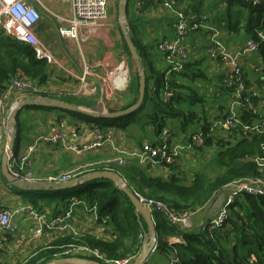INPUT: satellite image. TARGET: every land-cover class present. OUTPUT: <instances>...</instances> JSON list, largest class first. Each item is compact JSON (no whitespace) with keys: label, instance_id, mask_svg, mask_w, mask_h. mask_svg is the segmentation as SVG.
Masks as SVG:
<instances>
[{"label":"crops","instance_id":"0c3cea01","mask_svg":"<svg viewBox=\"0 0 264 264\" xmlns=\"http://www.w3.org/2000/svg\"><path fill=\"white\" fill-rule=\"evenodd\" d=\"M43 2L48 13L54 18V21L51 24L48 19L44 18L36 29L37 36L45 44L50 45L59 61L71 69L74 74V76L68 74L57 65L50 66L46 88L52 91H75L79 85L76 75L82 74L84 62L95 64L92 79L100 87L103 84L102 78L107 71L117 69L118 66L129 60V58H123L121 53L124 52L122 39L125 38L123 25L119 23V20L121 21L119 17L121 0H109L108 26L100 30L98 34L94 35L81 46L75 40L73 41L59 35L58 28L55 25L56 23L60 25L56 15L67 19L72 17V8L69 0H43ZM178 2L179 7L186 13L191 12L192 9V11L198 10V12L208 14L209 16L207 25L209 28L205 31H191L186 39L190 61L189 64H185L186 66L183 70L179 72L170 70L164 59V55L156 50V41L161 42L162 40H170L174 37V23L176 21H174L173 15L163 9L155 0H145V12L139 19L135 16L134 6L130 0L131 6L128 9V19L132 23L130 32L132 31L137 43L146 47L155 67L162 72H167L168 81L175 80L181 85H191L196 91V96L204 98L205 101H207V96L201 95V90L210 87L214 91L210 95L208 104L204 101V104H202L200 100H195L192 103V100L185 96L186 100L181 102L180 106L182 109L187 106L190 108L199 107L200 109L202 105H206L208 116L213 118L219 115L222 110H227L232 103V96H228L227 92L224 91L223 94L215 93L224 83V77L228 73V67L230 66L229 60L221 59L220 61H215L209 59L208 48L210 41L207 40V34L208 32L217 34L219 39L222 40L226 52L230 55L240 52L247 41L251 40V35L246 31V22L244 20L250 5L247 0H244L242 4L232 5L224 0H178ZM236 15H238V21L235 19ZM238 58L247 79V87L260 90L262 96H264V81L261 82L259 80V74L262 71L261 58L256 53L241 54ZM209 66H214V69L210 70ZM185 74L192 78L189 80V83H187ZM185 93L186 91H184V95ZM65 98L76 97L66 96ZM26 100L28 98L25 96L21 97L20 95L12 94L8 100V107L23 103ZM107 102L110 103L108 110H106L107 112H114L123 106V102H119L118 107L113 106L108 100ZM99 106L100 100L97 101L94 110H98ZM196 108L192 110L198 112L199 109L196 110ZM262 115L264 116V111ZM17 117L15 130L19 131L20 141L16 156L20 157L27 153L30 147L34 146V151L31 154V159L33 160L31 174L35 181H31L32 183L40 181L54 182L55 179H58L63 174H70L78 178V176L100 170L99 168L106 167L108 163L112 164L114 172H118L117 169L120 170L129 166L139 165L143 171L152 177L163 176L164 178H169L172 174L168 168H164L153 162L149 164L141 163V159L137 155L116 154L110 145L87 154H75L66 149L65 144H84L91 141L93 128L97 125L91 126L82 120L75 119L64 113L43 110L35 111L27 109L26 106L20 110ZM172 121L175 122L174 120ZM196 122L197 120L191 124L188 132L183 133L176 129L174 133L178 137L191 133L196 128ZM18 128L20 129L18 130ZM152 129V126L148 125L145 131H142L134 125L131 129L129 127L127 131L116 127L102 130H109L108 133L111 134L115 140V144L120 148L128 152L140 151L141 153L147 145L153 143L155 140ZM57 130H62L65 133V144L54 145L40 140V137L51 135ZM73 131L77 135L75 138L71 135ZM4 133L5 146L0 155V206H5L14 211L21 208V206L28 205L38 212L46 214L48 217L56 215L63 207V204H59V199L56 201H46L45 197L40 196L43 195L41 193L42 190H19L4 177L2 173V157L6 146L10 142L8 129H5ZM188 154L185 153L179 158L177 168H175V171L186 178V184L190 183L189 177L193 178V171H196L194 168L189 169L185 167V162L190 159ZM120 157L125 161L123 166L115 162ZM81 190V184H78L72 189L71 193L73 194L75 191ZM228 197V192H219L207 206L195 211L193 230L198 232L200 226L217 218ZM57 207H59L58 211H56ZM73 216H75V220L72 225L75 233H78V237L71 234L49 231L41 234V237H37L33 233L35 228L34 219L29 214L21 213L13 215V223L17 228V235H12L0 229V264H25L31 258L36 257L42 250L50 249L52 244L60 241V239H67L69 237H71L72 241H78L79 238L84 236L100 237L107 241L116 239L112 228L101 225L99 222L96 224L95 215L89 213V209L85 204L76 203L73 208ZM163 241L173 245L180 242V237L178 235L165 236ZM73 243L69 242L68 245L61 246V249L65 248V251L71 250L73 246H76ZM169 258V255L159 250L153 253L145 264H168Z\"/></svg>","mask_w":264,"mask_h":264},{"label":"trees","instance_id":"16d2710c","mask_svg":"<svg viewBox=\"0 0 264 264\" xmlns=\"http://www.w3.org/2000/svg\"><path fill=\"white\" fill-rule=\"evenodd\" d=\"M224 1H227L230 5L244 2V0ZM128 4L131 6L130 0ZM249 5V11L244 18L246 22L245 28L251 35V39L258 43L256 54H258L262 62L259 80L263 82L261 78L264 77V40L260 38L259 34H264V4L259 6ZM237 16H235L236 20ZM141 17L136 18L139 19ZM128 24L127 32L131 41L136 44L144 62L147 80L145 100L134 114L123 118L104 119L89 117L79 112L74 113L43 106L27 105L26 108L35 111L43 110L64 113L91 126L97 125L102 129L116 127L127 131L129 127L136 125V127L145 131L149 125L153 128L154 137H157L163 129L168 128L175 138H179L174 133V130L178 129L185 133L191 127V124L197 120L196 128L191 133L183 134L185 139L199 129L207 133L212 124L211 121L215 117L211 118L208 116V113L204 110V105L201 106V109L205 112H200L198 116L197 112L192 109V112H189L185 108H180L181 102L186 100L185 96L190 98L192 103L195 100H200V103L204 104V98L197 97L196 91L191 85H181L175 80L168 81L167 72L158 70L150 59L146 47L136 42L132 31L130 32L132 23H130L129 19ZM122 42L126 56L135 63L131 58L125 38L122 39ZM156 43V50H158L157 46L160 42L156 41ZM49 71L50 65L45 60L37 57L32 46L21 39L12 38L0 26V96L11 84V81L19 75L45 89L48 83ZM242 72L247 84L243 69ZM185 78L188 81L187 83L192 79L186 74ZM130 80L128 90L125 93H128L126 97L128 102L120 110L132 107L139 100L140 80L138 70L131 76ZM164 91L172 92L170 100L166 101L163 98ZM184 91H186L185 95ZM224 91L227 92L228 96L231 95V89H228L224 83L215 93L223 94ZM41 94L49 96L46 93ZM200 94L202 95L201 92ZM49 97L59 98L90 110H94L97 104L96 100L88 97L65 98L57 95ZM225 111L222 110L216 117H222ZM250 118L251 115L246 114L244 120L249 122ZM215 135L206 141V152H200L201 149L195 151L199 158L213 156L204 167L194 171V176L190 178V183L186 184V178L175 171L178 163L172 167L160 165L171 171L172 174L169 178H164L163 176L152 177L143 171L139 165L117 170L120 176L126 180L131 192H138L147 198H158L179 211L194 213L200 208L207 206L232 181L262 175L259 172L257 163L252 158L256 156L264 157V153H262L260 148L264 142V136H248L242 133H234L230 137L224 138L220 134ZM19 137V131H16L17 146L14 155L18 154ZM212 167L218 171L219 175L211 180L207 173ZM99 169L101 170L103 167ZM81 187L82 190L78 192L75 198L72 196L71 189L59 192L41 191L43 195L40 196L45 197L46 201L59 199V204H63V207L56 215L65 213L74 201L85 204L89 209V213L95 215L96 224L99 222L101 225L112 228L116 239L107 241L100 237L91 236L81 237L78 241H72L71 237L60 239V241L52 244L50 249L42 250L36 257L31 258L25 264H48L61 258H67L63 254L65 248L61 249V246L68 245L69 242H74L73 244L76 246H88L91 249L98 250L111 260L123 259L129 255H137L139 253L143 242L141 236L147 233V224L143 215L136 213L130 198L123 193L117 184L105 179L85 182ZM58 208L56 211H58ZM94 209L95 212H93ZM229 211L230 215L227 221L220 228L214 229L212 233L202 231L201 228L196 232L193 227L189 230L181 231L169 225L163 214L155 213L154 221L156 232L158 233L156 251L165 252L170 257L174 252H177L179 255L177 264H248L252 255L257 259L256 264H264V196L240 195L235 199ZM44 215L46 216V214ZM56 215L47 217L51 219ZM175 235L180 237V242L170 245L163 241L165 236ZM87 259L96 261L95 258L89 257ZM97 262L104 264L102 260H97Z\"/></svg>","mask_w":264,"mask_h":264},{"label":"built area","instance_id":"2783aa9c","mask_svg":"<svg viewBox=\"0 0 264 264\" xmlns=\"http://www.w3.org/2000/svg\"><path fill=\"white\" fill-rule=\"evenodd\" d=\"M134 6L135 16L141 17L145 10V0H131ZM159 5L170 12L175 18L174 29L175 35L170 40H162L158 44V51L164 55L167 66L170 70L181 71L185 64L189 62V51L186 44L191 31L203 30L209 27L208 14H203L198 11L184 12L179 7L178 0H156ZM253 6L264 4V0H247ZM72 8V17L67 19L56 15L60 27L58 29L59 35L62 37L75 40L80 46L88 42L94 35L98 34L100 30L108 26L109 20V0H69ZM46 9L43 0H0V26L2 29L14 39H21L28 45L32 46L37 57L45 60L50 66H59L68 74L73 75V72L68 67L64 66L59 61L56 54L49 48L40 38H38L36 29L38 24L43 20L40 8ZM130 7V6H129ZM260 38L264 40V34H259ZM207 40L210 41L208 48V56L220 61L229 60V70L224 77V85L231 89L232 103L224 112L222 117H215L211 121V126L207 133L199 129L193 132L190 137L181 141L175 138L168 128L155 137L153 143L147 145L145 149L140 151L128 152L115 144L114 138L108 133L109 130L103 131L98 126L93 128L91 141L84 144H65V133L62 130H57L53 134L40 137L47 143L58 145L65 144L68 151L75 154H87L102 149L110 145L113 147V152L120 155L133 154L141 159V163L149 164L153 162L158 165L172 167L176 165L179 158L185 153H192L199 149H205L206 141L211 137L220 134L224 138L230 137L234 133L244 135H258L264 136V96L260 90L249 88L243 77L242 67L239 64V56L247 53H257L258 43L253 39L248 40L244 48L235 55H230L226 52L223 42L217 34L208 32ZM95 64L84 62V69L82 74L76 75L79 81L78 87L75 91L61 90L52 91L49 88H41L38 85L27 81L21 75L11 81V84L0 96V155L5 146L4 130L8 129V117L10 112L17 108L18 104L8 107V100L12 94L20 95L27 98H50L49 96H81L93 98L99 92V85L92 78L94 76ZM264 81V77L261 78ZM103 83L106 82L113 93H125L128 90L129 82L123 70L113 69L105 73L102 78ZM41 93H46L49 96H43ZM172 92L164 91L163 98L168 101L171 99ZM246 114H250L249 122L244 120ZM72 137H77L76 132L71 133ZM7 148V146H6ZM5 148V150H6ZM262 153H264V142L261 144ZM34 151V146L30 147L28 152L19 156L12 154L9 156V171L14 179L18 181H35L31 174L33 168V160L31 154ZM259 167L261 176H250L243 179H236L230 184L226 185L223 190L229 193V197L223 204L220 214L217 218L209 221L202 226V231L213 232L214 229L220 228L225 221H227L230 211L229 208L235 202V199L240 195H260L264 196V157L256 156L252 158ZM115 162L121 166L125 164L123 158H117ZM103 170L114 171L112 164L108 163ZM76 179L70 174H63L54 182H67ZM124 179V178H123ZM125 185H127L124 179ZM139 200L145 203L150 212L161 213L167 219L169 225L176 227L181 231L189 230L193 227L194 213L188 211H179L176 208L170 207L161 199L147 198L146 196L134 192ZM80 202L74 201L70 208L65 213H60L55 217L49 219L47 216L38 212L31 206H21L17 210H11L5 206H0V229L7 231L12 235H17V228L13 223V215L27 213L34 219L35 228L33 233L37 237H41L46 231L59 232L71 234L78 237L73 228L74 206ZM95 212V209L93 210ZM144 239V236H141ZM181 241V239H180ZM157 248V247H156ZM156 251V250H155ZM153 253H156V252ZM140 253V252H139ZM137 255H129L126 258L111 260L104 253L98 250L89 248L88 246H73L71 250L64 251L63 254L68 256H80L85 258H95L102 260L104 264H133L137 259ZM179 262V255L174 252L169 258L168 264H177ZM257 259L252 255L248 264H256Z\"/></svg>","mask_w":264,"mask_h":264},{"label":"water","instance_id":"95a60500","mask_svg":"<svg viewBox=\"0 0 264 264\" xmlns=\"http://www.w3.org/2000/svg\"><path fill=\"white\" fill-rule=\"evenodd\" d=\"M129 0H121V5L119 7V17L123 22V30L125 34V41L128 44V48L130 51V55L132 60L135 62L139 73V80H140V88H139V97L138 102L135 103L132 107L125 109V110H115L113 113L111 112H100L98 110H90L87 108H83L79 105H74L70 102L63 101L59 98H28V100L20 103L17 108H14L8 117V132L10 135V142L7 145L5 153L2 157V173L6 179H8L12 184L16 186L19 190H26V191H62L66 189H74L76 185H82L85 182H93L97 181L98 179H105L109 180L115 184H117L120 189L123 191L125 195H127L131 202L133 203L136 213L142 214L144 220L147 224V233L144 235L143 243L140 248V253L137 259L134 261L133 264H145L148 259L151 257L153 252L156 250L157 243H158V233L156 232V225L154 221V215L150 212L148 206L141 202L139 198L129 190L128 186L125 185L124 179L118 172L114 171H107V170H97L91 172L89 174L78 176V178L67 181V182H49V181H40L37 183H32L29 181H18L14 179L9 171V156H11L15 148L17 146L16 141V125L17 121L16 118L19 115L21 109H23L27 105H35V106H43L48 108L60 109L69 112H79L89 117H99L104 119H114V118H123L130 116L136 112L144 102V97L146 93V74H145V66L144 62L141 59V56L138 52L136 44L131 41V38L127 32L128 25V14L127 11L129 9ZM48 264H101L100 262H96L91 259L83 258V257H67L61 258L59 260H55Z\"/></svg>","mask_w":264,"mask_h":264},{"label":"rangeland","instance_id":"374dc122","mask_svg":"<svg viewBox=\"0 0 264 264\" xmlns=\"http://www.w3.org/2000/svg\"><path fill=\"white\" fill-rule=\"evenodd\" d=\"M41 9V13H42V16H43V20H44V18H46V19H48L49 20V22L52 24V21H54V18L48 13V11H47V8L46 9H44L43 7L42 8H40ZM46 21V20H45ZM47 22V21H46ZM119 23H121L122 25H123V22L122 21H120L119 20ZM56 25V28H58L59 29V26L60 25H58L57 23L55 24ZM127 26V25H126ZM129 34V33H128ZM130 36V35H129ZM38 38H39V36H38ZM48 46H49V48L50 49H52L51 47H50V45L48 44ZM53 50V49H52ZM122 53V55H123V58H128L127 56H126V53L125 52H121ZM209 59H211L210 57H209ZM212 61V60H211ZM215 61H217V60H215ZM215 64H218L217 62H214ZM118 69H120V70H123L124 71V73H125V76H126V78H127V80H128V82H129V84H130V82H131V76L136 72V70H137V67H136V65H135V63H133L132 61H130V60H126V62H124L121 66H118ZM209 69L210 70H213L214 69V66H209ZM216 69V68H215ZM126 93V92H125ZM125 93H119V92H116V93H113L112 91H111V88H110V86L106 83V82H104L101 86H100V89H99V92H98V94L97 95H95V96H93V100H96V101H98V100H100V106H99V109H98V111H100V112H107L106 110H108V108H109V105H110V103H108L107 102V100L108 101H110L112 104H113V106H115V107H118V105H119V102H123V104L122 105H125L127 102H128V99H126V97H127V94H125ZM201 93H202V95L203 96H207L206 97V99H207V101H205L207 104H208V102H209V100H210V95L211 94H213L214 93V91L209 87V88H205V89H202L201 90ZM114 99V100H113ZM229 103V102H228ZM227 103V104H228ZM203 104V103H202ZM229 106V105H228ZM185 109H186V111H189V112H192L191 111V109H195L196 107H189V106H187V107H184ZM199 109V107L198 108H196V110H198ZM204 110L207 112L208 111V109H207V106L206 105H204ZM203 109H201V107H200V109L198 110V112H197V116H198V114L200 113V112H205ZM196 112V111H195ZM208 113V112H207ZM132 127H130V129H131ZM188 130V129H187ZM187 130H186V132H187ZM179 137H181V141H184L185 140V136H183V135H181V136H179ZM215 150V149H214ZM200 152H206V149H201L200 150ZM188 156L190 157V159L188 160V161H186L185 162V167L186 168H189V169H192V168H194V170H199V169H201V167H204L205 166V164L206 163H208V161L211 159V157L213 156V155H211L210 157H208V158H199V157H197V155L195 154V152H192V153H189L188 154ZM194 172V171H193ZM185 173V172H184ZM208 175H209V177L211 178V180L212 179H215L218 175H219V173H218V171L217 170H215L213 167L212 168H210V170L208 171V173H207ZM191 177H189V179H190ZM224 190H222L221 192H223ZM78 192L79 191H75L73 194H72V196H77L78 195ZM48 218V217H47ZM203 226V225H202ZM202 226H200V228H201V230H202ZM63 234H65V233H63Z\"/></svg>","mask_w":264,"mask_h":264}]
</instances>
